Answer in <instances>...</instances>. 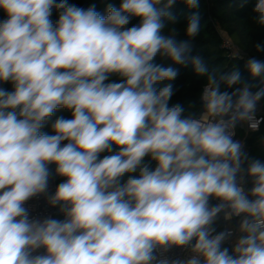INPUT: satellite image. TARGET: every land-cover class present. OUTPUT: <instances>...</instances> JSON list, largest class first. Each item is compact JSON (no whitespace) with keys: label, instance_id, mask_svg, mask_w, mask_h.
Here are the masks:
<instances>
[{"label":"clouds","instance_id":"1","mask_svg":"<svg viewBox=\"0 0 264 264\" xmlns=\"http://www.w3.org/2000/svg\"><path fill=\"white\" fill-rule=\"evenodd\" d=\"M0 12V264H264V161L235 136L264 100V60H245L257 83L210 69L193 52L200 0ZM251 19L264 28V0ZM183 69L204 81L198 107L170 103ZM40 198L62 218L33 215Z\"/></svg>","mask_w":264,"mask_h":264},{"label":"trees","instance_id":"2","mask_svg":"<svg viewBox=\"0 0 264 264\" xmlns=\"http://www.w3.org/2000/svg\"><path fill=\"white\" fill-rule=\"evenodd\" d=\"M69 2L83 8L95 4L97 10L104 13L108 4L118 7L120 0H69ZM253 6L254 0H249L243 7H241V0H200L201 23L204 25V28L193 42V52L201 54L210 69L217 68L221 72H227L235 65L240 69L245 78L249 79L252 83H257V81L251 80L245 68V60L247 58L236 59L235 56L229 55L228 51L222 47L223 34H226L247 57H256L264 60V53H257L254 48L257 42L264 43V28H259L252 22ZM188 11L182 2H178L173 9L177 17L174 26L179 30L176 37L177 40L187 39L183 29L187 23L186 16ZM4 18L3 12H0V20ZM132 23H138V19H134ZM157 62H160L159 57H157ZM164 63L167 66L171 62L165 61ZM203 83L204 81L197 79L190 69H183L175 81L178 91L172 97L170 103L180 102L185 106L189 103H195L198 107L199 94ZM4 87L9 86L4 85ZM221 87L223 89V85ZM259 104L264 114V100H261ZM60 115L71 118L70 112L61 109L56 112L52 120ZM43 130L51 134L50 123ZM238 134L246 143V150L250 156L264 161V122L258 131L247 132L245 129H239ZM55 182L58 184L60 179L57 178ZM54 217L62 218L58 212ZM223 227V222H219L218 229H222ZM224 246L226 247V245Z\"/></svg>","mask_w":264,"mask_h":264},{"label":"built area","instance_id":"3","mask_svg":"<svg viewBox=\"0 0 264 264\" xmlns=\"http://www.w3.org/2000/svg\"><path fill=\"white\" fill-rule=\"evenodd\" d=\"M222 47L226 49L229 55L231 56H235V54L239 52L242 54L243 57H245V59L249 58L228 38L226 34H223ZM261 118H264V114L261 111L260 104H258L256 118L250 123L246 122V123H242L238 125L237 128L235 129L236 138L243 141L242 138L238 134L239 129H245L247 132L258 131L264 122V119H261ZM56 184L57 183L55 181L52 183V190H54ZM29 205L32 209L33 215H52L54 216L58 212V210L55 208H48L43 198L34 199L29 202ZM225 245L229 248L231 247L230 243H226Z\"/></svg>","mask_w":264,"mask_h":264},{"label":"crops","instance_id":"4","mask_svg":"<svg viewBox=\"0 0 264 264\" xmlns=\"http://www.w3.org/2000/svg\"><path fill=\"white\" fill-rule=\"evenodd\" d=\"M235 223V222H234ZM227 247V246H226Z\"/></svg>","mask_w":264,"mask_h":264},{"label":"water","instance_id":"5","mask_svg":"<svg viewBox=\"0 0 264 264\" xmlns=\"http://www.w3.org/2000/svg\"><path fill=\"white\" fill-rule=\"evenodd\" d=\"M58 210V209H57Z\"/></svg>","mask_w":264,"mask_h":264}]
</instances>
